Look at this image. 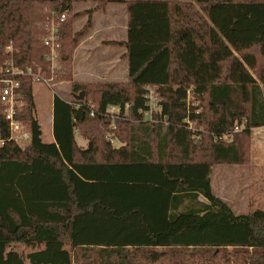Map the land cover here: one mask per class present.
Returning a JSON list of instances; mask_svg holds the SVG:
<instances>
[{
	"label": "trees",
	"instance_id": "trees-1",
	"mask_svg": "<svg viewBox=\"0 0 264 264\" xmlns=\"http://www.w3.org/2000/svg\"><path fill=\"white\" fill-rule=\"evenodd\" d=\"M77 1L0 0V68L12 46L17 66L46 69L47 23L66 13L57 81L73 83L76 46L114 3L127 9L128 63L124 82L73 83L83 101L55 96L52 143L32 79L19 115L28 146L10 142L0 103V264H73L77 250L96 264H264V210L237 215L212 184L216 166L249 162L264 127V0H93L75 32ZM147 88L160 98L154 122Z\"/></svg>",
	"mask_w": 264,
	"mask_h": 264
},
{
	"label": "rangeland",
	"instance_id": "rangeland-1",
	"mask_svg": "<svg viewBox=\"0 0 264 264\" xmlns=\"http://www.w3.org/2000/svg\"><path fill=\"white\" fill-rule=\"evenodd\" d=\"M96 6L97 3L93 0H79L74 4L73 13L77 15L73 20V29L75 32H80L86 27L89 18L88 12L93 10ZM91 19L92 27L94 20L99 22L101 34H99L97 38L95 36L93 39H88L89 41L87 43V35L90 33L92 27L88 33L87 30H85V36L80 39L76 49L83 45L80 49L81 52L84 53L88 48L95 49L96 47H101L99 52H93L92 64L95 63V61H99V64L104 65V63L111 62L115 57L120 56L122 51H124L118 48V46L121 45L118 41L127 39V9L122 3L110 4L104 11L95 12ZM108 30L109 32L107 33ZM102 40L116 41H105L101 43L100 41ZM79 56L80 55L77 54L76 59H78ZM73 83L75 82L73 81ZM73 83L64 80L53 88L44 84L34 83L33 93L36 103V118L42 128L43 140L46 143H52L54 141V98L57 95L68 102L74 101ZM156 94L152 100L153 116L160 113V109L157 108V103L159 104L160 98L158 94L157 96ZM156 97H158V100H155ZM87 101L89 104L93 105L91 100L87 99ZM188 102L191 106L196 107L199 105V101L195 100V96L191 91L189 92ZM149 118L150 117H145L146 120ZM152 121L154 122V119ZM194 131L198 133L197 129ZM76 140L80 147H87V140H85L79 132L76 133ZM115 145H117L116 142ZM212 184L215 194L227 202L235 214H248L257 209L264 210V127L252 130L249 162L241 166H216L212 176ZM13 248L23 255L31 251L24 245H14ZM73 254L75 258L73 264H96L95 257L89 258V256H93L92 252L77 250Z\"/></svg>",
	"mask_w": 264,
	"mask_h": 264
},
{
	"label": "built area",
	"instance_id": "built-area-1",
	"mask_svg": "<svg viewBox=\"0 0 264 264\" xmlns=\"http://www.w3.org/2000/svg\"><path fill=\"white\" fill-rule=\"evenodd\" d=\"M66 19V13L62 15L52 13L47 23L45 34L42 38L43 44L48 49L46 58L48 67L46 69H24L17 66L15 62L17 51L12 46L7 48L9 58L0 68V103L4 106V116L9 123V140L22 147L28 146L32 141V133L29 127L19 119V115L25 107V102L21 95L22 79L29 78L32 79L33 83L44 84L50 88L58 86L59 82L57 79L59 75L64 74L61 57V28ZM155 94V89L147 88L145 98L148 100L150 110L146 117H150L147 119L149 121H152L154 117L152 114V100ZM156 99L158 100V97ZM157 108L161 111L158 103ZM107 111L111 116H115L121 112V108L119 106H110ZM6 142L7 140L3 139L0 134V147L4 146Z\"/></svg>",
	"mask_w": 264,
	"mask_h": 264
},
{
	"label": "crops",
	"instance_id": "crops-1",
	"mask_svg": "<svg viewBox=\"0 0 264 264\" xmlns=\"http://www.w3.org/2000/svg\"><path fill=\"white\" fill-rule=\"evenodd\" d=\"M99 25H100L99 22L94 20L93 27L90 33L87 35V43L90 39L95 38V36L97 38L99 34H101L99 30L100 29ZM108 32L109 30L107 31V33ZM126 32H127V26H126ZM126 40L118 41V43H124L126 42ZM105 41H116V40H102L100 42L104 43ZM82 46L83 45L77 48L74 52L72 72H73V81L75 83L88 84L93 82H124L127 80L128 63L127 60L124 59V55L126 53V48L124 46L122 45L118 46V48L124 50L122 51L120 56L118 57L114 56L115 57L114 60L108 63H104V65L99 64L100 63L99 61H95V63H93L94 65L92 64L93 62L92 58L94 56L93 52L94 51L99 52L101 47H96L95 49L88 48L87 50L84 51V53H82L80 49L82 48ZM77 54L80 55L78 59H76Z\"/></svg>",
	"mask_w": 264,
	"mask_h": 264
},
{
	"label": "water",
	"instance_id": "water-1",
	"mask_svg": "<svg viewBox=\"0 0 264 264\" xmlns=\"http://www.w3.org/2000/svg\"><path fill=\"white\" fill-rule=\"evenodd\" d=\"M75 98H76L78 101H83L84 98H85V92H82L80 95L75 96Z\"/></svg>",
	"mask_w": 264,
	"mask_h": 264
}]
</instances>
